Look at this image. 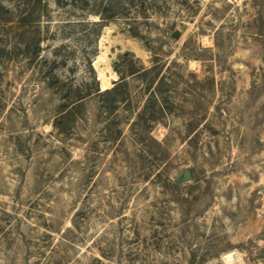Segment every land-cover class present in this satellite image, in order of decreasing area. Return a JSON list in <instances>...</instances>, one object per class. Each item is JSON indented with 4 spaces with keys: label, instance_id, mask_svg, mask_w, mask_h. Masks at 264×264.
I'll return each instance as SVG.
<instances>
[{
    "label": "rangeland",
    "instance_id": "1",
    "mask_svg": "<svg viewBox=\"0 0 264 264\" xmlns=\"http://www.w3.org/2000/svg\"><path fill=\"white\" fill-rule=\"evenodd\" d=\"M0 264H264V0H0Z\"/></svg>",
    "mask_w": 264,
    "mask_h": 264
},
{
    "label": "bare ground",
    "instance_id": "2",
    "mask_svg": "<svg viewBox=\"0 0 264 264\" xmlns=\"http://www.w3.org/2000/svg\"><path fill=\"white\" fill-rule=\"evenodd\" d=\"M106 61V60H105ZM103 63H104V61H103ZM108 68V67H107ZM225 260L227 261V262H232V261H234V259H233V256H232V253L231 254H228L226 257H225Z\"/></svg>",
    "mask_w": 264,
    "mask_h": 264
},
{
    "label": "water",
    "instance_id": "3",
    "mask_svg": "<svg viewBox=\"0 0 264 264\" xmlns=\"http://www.w3.org/2000/svg\"><path fill=\"white\" fill-rule=\"evenodd\" d=\"M182 28H183V26H182ZM177 34H178V31H175L173 36H176Z\"/></svg>",
    "mask_w": 264,
    "mask_h": 264
},
{
    "label": "trees",
    "instance_id": "4",
    "mask_svg": "<svg viewBox=\"0 0 264 264\" xmlns=\"http://www.w3.org/2000/svg\"><path fill=\"white\" fill-rule=\"evenodd\" d=\"M105 75V78H108L109 79V75H107V74H104Z\"/></svg>",
    "mask_w": 264,
    "mask_h": 264
}]
</instances>
